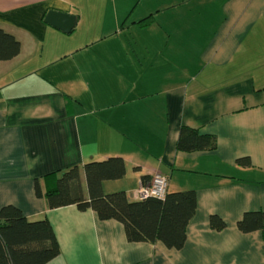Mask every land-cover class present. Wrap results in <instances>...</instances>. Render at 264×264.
Segmentation results:
<instances>
[{
    "label": "crops",
    "instance_id": "0c3cea01",
    "mask_svg": "<svg viewBox=\"0 0 264 264\" xmlns=\"http://www.w3.org/2000/svg\"><path fill=\"white\" fill-rule=\"evenodd\" d=\"M48 10L74 15L73 29L47 24ZM0 28L20 44L0 61V207L48 219V264H264V230L236 225L264 209V0H0ZM181 126L214 147L177 150ZM110 156L125 174L104 193L139 199L155 173L169 192L195 190L180 248L35 196L34 178L73 166L86 196L83 164Z\"/></svg>",
    "mask_w": 264,
    "mask_h": 264
},
{
    "label": "trees",
    "instance_id": "16d2710c",
    "mask_svg": "<svg viewBox=\"0 0 264 264\" xmlns=\"http://www.w3.org/2000/svg\"><path fill=\"white\" fill-rule=\"evenodd\" d=\"M151 17L139 21L147 25ZM19 42L0 28V61L9 60L19 52ZM215 145L213 135L181 126L176 149L192 152L209 150ZM249 165L247 158L236 161ZM86 196L76 166L34 178L36 197L44 198L47 207L75 205L83 211L93 210L99 220H116L123 225L126 239L131 242L161 241L167 247L180 248L185 241V229L196 207L194 189L167 191L163 198L147 196L130 200L125 191H102V183L125 174V162L119 156L87 161L82 166ZM147 176L141 181L146 182ZM209 224L220 230L225 222L217 215L209 216ZM243 232L264 230V209L246 211L236 223ZM59 254V245L51 223L45 216L28 219L12 205L0 207V264H48Z\"/></svg>",
    "mask_w": 264,
    "mask_h": 264
},
{
    "label": "built area",
    "instance_id": "2783aa9c",
    "mask_svg": "<svg viewBox=\"0 0 264 264\" xmlns=\"http://www.w3.org/2000/svg\"><path fill=\"white\" fill-rule=\"evenodd\" d=\"M167 190V179L164 175L155 173L152 175L148 184L140 185L137 189V197L145 198L147 196H154L163 198Z\"/></svg>",
    "mask_w": 264,
    "mask_h": 264
},
{
    "label": "water",
    "instance_id": "95a60500",
    "mask_svg": "<svg viewBox=\"0 0 264 264\" xmlns=\"http://www.w3.org/2000/svg\"><path fill=\"white\" fill-rule=\"evenodd\" d=\"M44 21L47 24L65 33H68L74 27L75 16L66 12H61L57 10H48L45 15Z\"/></svg>",
    "mask_w": 264,
    "mask_h": 264
}]
</instances>
